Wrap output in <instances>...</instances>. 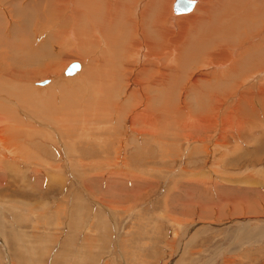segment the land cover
<instances>
[{
	"label": "rangeland",
	"instance_id": "obj_1",
	"mask_svg": "<svg viewBox=\"0 0 264 264\" xmlns=\"http://www.w3.org/2000/svg\"><path fill=\"white\" fill-rule=\"evenodd\" d=\"M211 3L218 4L217 0ZM75 50L64 48L59 41L50 46L44 64H16L13 72L2 74L11 79L8 85L20 81L25 89L35 91L49 120L46 125L68 121L51 139L42 138L41 127L31 122L28 128L37 131L31 137L21 125L26 119L18 116V111L28 113L33 107L21 106L24 103L19 104L11 91L1 94L0 113L8 109L3 100H10L11 108L15 107L9 110L13 116L1 119L10 135L0 125V147L4 148L0 152L12 159L8 164L0 159V264H264V88L253 84L259 89L253 90L245 83L238 89L234 87L238 78H232L226 85L222 121L200 135L181 132L180 137L188 143L184 138L147 143L140 140L141 135L136 145L132 133L125 129L130 123L120 116V135L108 139L105 152L94 141L106 128L95 121V106L90 104L95 101L94 89L84 110L88 116L84 113L82 119L77 106L84 92L79 82H67L73 92L62 104L61 114L57 100L63 88L55 86L47 92L44 86H36L49 77L43 73L49 60H56L60 68L84 60ZM227 68L223 78L229 76ZM195 74L214 78L210 71ZM195 74L193 79L198 78ZM262 78L259 76L257 83L264 81ZM216 85L201 84L195 96L204 99L202 92ZM235 98L242 103L239 110ZM197 106L191 104L180 128L192 126L203 114ZM253 110L261 127L255 130ZM142 113L148 115L152 129L163 127V119H152L162 117L159 111L156 116ZM105 119L107 123L109 118ZM83 128L90 129V137ZM222 133L224 139L218 137ZM93 136L94 142L90 140ZM111 145L115 148L112 153ZM109 152L111 156H107Z\"/></svg>",
	"mask_w": 264,
	"mask_h": 264
},
{
	"label": "bare ground",
	"instance_id": "obj_2",
	"mask_svg": "<svg viewBox=\"0 0 264 264\" xmlns=\"http://www.w3.org/2000/svg\"><path fill=\"white\" fill-rule=\"evenodd\" d=\"M195 1L196 4L188 12L189 14L176 15L172 10L174 0H0V98L4 92L11 91L13 93L10 94L17 98L19 104L24 103L21 106L27 107L26 104L33 107L36 117H41L42 111L34 107L37 106L35 104L37 100L40 107L35 92L25 89L20 81L16 83L12 81L13 84H10L11 79L4 75L13 72L16 64L29 67L44 64L47 62L45 57L50 46L60 41L64 48L74 47L75 51L82 55L84 60L79 62L80 69L72 76L66 77L63 75L66 67L60 68L56 60H49V65L43 71L49 77L43 79L44 85L40 83L43 80H39L36 86L40 88L44 86L47 92L55 86L63 88V94L57 100V112L61 114L62 104L69 100L73 92L71 84L67 82L69 80L79 82L84 92L77 106L79 116L81 118L85 116L83 114L86 105L92 104L93 107L95 106L92 109L97 113L95 121L99 122V126L106 125L100 134L101 137L98 136L100 139H95L94 136L90 138L100 146V149L107 152L105 144L108 139L119 137L120 125L122 126L121 121L118 120L120 116L130 123L125 125V129L132 133L131 139L136 145L141 135H144L141 141L145 139L147 143H156L163 138L183 139L184 137H180L181 132L188 131L187 134L193 136L208 132L217 125V122L222 121V109L225 107L222 105L228 93L226 85L232 78H238L235 82L237 85H234L238 89L245 83L248 86L252 85L253 90H259L253 84L260 85L261 90L264 88V81L257 83L259 76L264 77V0H217L218 4L215 5H212L211 0ZM140 19L144 20L139 21ZM163 24L166 27L163 28ZM229 64L232 66H228ZM226 67H228L226 74L229 75L227 79L222 77ZM199 71L205 73L210 71L214 78H199V75L195 74L200 73ZM194 74L198 78L193 79ZM204 83L219 85L204 90L202 92L204 99L198 98L195 96V91ZM243 88L246 90V87ZM90 91L95 94V101L89 104ZM211 91L214 93L212 94ZM233 100L236 101L237 98ZM193 102L198 104L197 111H203V114L199 116L194 114L198 116L197 121H193L190 127L183 125L180 128L179 124L186 121ZM4 103H7L8 109L2 108L5 110L4 113H0L2 124H5L2 118L6 120L13 116L9 114V110L15 107L11 108L10 100H3ZM240 105L242 103H239L236 109L239 110ZM193 106L195 107V104ZM87 108L91 109V107ZM137 109H144L149 115L154 116H156L155 111H159L162 117L160 119L152 117V119L157 122L163 119V127L159 131L152 129L146 120L148 115L137 112ZM242 109L243 112L249 113L248 108L242 107ZM235 111V114L240 113ZM254 111L256 110H253L252 120L259 118L258 113ZM18 112V116L21 115L26 119L21 124L30 125L29 112ZM94 116L90 115V117ZM244 116L248 117L247 114ZM105 118H109L107 123ZM67 121L63 120L50 131L42 132V138L46 136L51 139L54 136L53 132L56 135ZM256 121L252 122L258 129L260 122ZM224 126L226 128V125ZM240 126L241 129L245 127ZM87 130L90 132L89 128H83L85 135L90 137ZM238 130L236 129V132ZM6 133L10 135L7 131ZM183 136L187 137V135ZM223 136L222 133L218 137L224 139ZM121 137L123 138V134ZM5 139L7 140L6 137L3 138L4 141ZM6 143H9L8 140ZM140 145L142 143L138 146ZM12 147L11 149H15ZM110 149L111 153L115 150L113 145ZM123 149L124 147L121 146L122 152ZM111 153L106 154L111 156ZM5 155L1 153L0 159ZM12 155L18 156L17 153Z\"/></svg>",
	"mask_w": 264,
	"mask_h": 264
},
{
	"label": "crops",
	"instance_id": "obj_3",
	"mask_svg": "<svg viewBox=\"0 0 264 264\" xmlns=\"http://www.w3.org/2000/svg\"><path fill=\"white\" fill-rule=\"evenodd\" d=\"M35 85V84H34ZM35 92V91H34ZM36 94V93H35ZM39 99V98H38ZM40 101V100H39ZM40 109H41V111H42V115H41V117H39V118H37L36 117V115H35V113H34V111H33V109H28V110H30L29 111V120H31V122L32 123H35L38 127L40 126L41 127V129H39V130H41V132L40 133H42V132H46V131H50L54 126L51 124V123H48L47 125H50V126H47L46 125V121H49L48 120V118H47V116H46V113H45V111H43L42 110V108H41V102H40ZM143 111H145L144 109H137V112H143ZM146 112V111H145ZM17 118H18V116H16ZM1 125V127H4V133H6V125L5 124H0ZM22 126H23V124H21ZM28 125L29 124H27V126H23L24 127V129H25V131L26 132H28L29 133V136H31V135H35L36 133H37V131H36V128H34V129H30V128H28ZM254 126H255V124H254ZM33 127V126H32ZM253 129L255 130L256 129V126L255 127H253ZM38 130V129H37ZM3 131V130H2ZM1 131V132H2ZM6 154V153H5ZM3 161H5V163H7L8 164V162H11L12 161V159H11V156H10V154H6L4 157H3ZM1 162V161H0ZM6 164V165H7Z\"/></svg>",
	"mask_w": 264,
	"mask_h": 264
},
{
	"label": "water",
	"instance_id": "obj_4",
	"mask_svg": "<svg viewBox=\"0 0 264 264\" xmlns=\"http://www.w3.org/2000/svg\"><path fill=\"white\" fill-rule=\"evenodd\" d=\"M194 2H190L188 0H174L172 10L174 14H182L190 12L193 8ZM79 69L78 63H70L64 70V74L72 75Z\"/></svg>",
	"mask_w": 264,
	"mask_h": 264
}]
</instances>
